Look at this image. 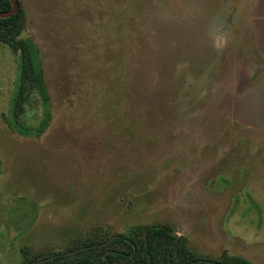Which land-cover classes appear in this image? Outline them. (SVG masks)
<instances>
[{
    "label": "rangeland",
    "instance_id": "1",
    "mask_svg": "<svg viewBox=\"0 0 264 264\" xmlns=\"http://www.w3.org/2000/svg\"><path fill=\"white\" fill-rule=\"evenodd\" d=\"M18 3L51 116L38 137L11 127L18 54L0 42V264L136 225L264 264V0ZM20 89L32 127L28 75Z\"/></svg>",
    "mask_w": 264,
    "mask_h": 264
},
{
    "label": "trees",
    "instance_id": "2",
    "mask_svg": "<svg viewBox=\"0 0 264 264\" xmlns=\"http://www.w3.org/2000/svg\"><path fill=\"white\" fill-rule=\"evenodd\" d=\"M9 8V0H0V11ZM23 19L24 13L20 5L13 15L0 18V42L18 54V78L11 102L9 124L20 135L38 137L48 126L51 116L50 101L34 43L30 38L19 37ZM26 75L29 76L30 85L34 87L41 106V117L32 127L21 126L14 118V106L21 92L20 84ZM105 241L107 249L102 252L101 244ZM158 247L161 252L156 255L155 249ZM68 252H72V255L79 254L75 260L78 264H253L242 256L228 255L225 252L217 258L195 256L184 245L180 247L179 239H176L170 228L163 225H136L130 227L127 233L114 234L108 239L86 241L72 246L67 252H56L34 261L28 259V264L57 262L67 257Z\"/></svg>",
    "mask_w": 264,
    "mask_h": 264
},
{
    "label": "water",
    "instance_id": "3",
    "mask_svg": "<svg viewBox=\"0 0 264 264\" xmlns=\"http://www.w3.org/2000/svg\"><path fill=\"white\" fill-rule=\"evenodd\" d=\"M10 2V8L8 10L0 11V18H5L13 15L19 8L18 0H9ZM175 234V237L177 239V234Z\"/></svg>",
    "mask_w": 264,
    "mask_h": 264
}]
</instances>
